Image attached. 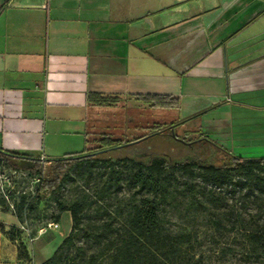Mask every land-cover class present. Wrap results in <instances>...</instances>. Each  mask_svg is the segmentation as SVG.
Returning a JSON list of instances; mask_svg holds the SVG:
<instances>
[{
    "label": "crops",
    "instance_id": "0c3cea01",
    "mask_svg": "<svg viewBox=\"0 0 264 264\" xmlns=\"http://www.w3.org/2000/svg\"><path fill=\"white\" fill-rule=\"evenodd\" d=\"M90 92L142 109L139 94L174 96L179 106L161 109L184 135L264 157V0H0V146L45 159L82 151L105 108ZM62 220L63 239L69 211L55 228ZM0 221L21 225L1 205ZM17 263L0 230V264Z\"/></svg>",
    "mask_w": 264,
    "mask_h": 264
},
{
    "label": "rangeland",
    "instance_id": "374dc122",
    "mask_svg": "<svg viewBox=\"0 0 264 264\" xmlns=\"http://www.w3.org/2000/svg\"><path fill=\"white\" fill-rule=\"evenodd\" d=\"M94 115V114H92ZM97 118L90 116L95 129L110 132L114 137L133 139L142 135V125L153 122H170L172 114L161 108L138 107L130 101L119 100L115 105L98 111ZM175 132L182 136L188 132V125L175 126ZM173 128V129H174ZM92 134L89 135L91 139ZM93 145V143H91ZM217 147V146H216ZM210 142H185L180 137L170 134H155L142 138L133 144L114 148L105 152L101 157L134 156L147 160L153 155L164 156L168 160L189 159L199 162H214L223 164L227 158L223 152ZM83 148V145L80 147ZM50 162L41 163L43 175L48 174ZM103 167L93 166L90 173L83 168L73 169L71 179L61 189V198L67 202L86 198L93 201L83 212L82 219L75 231L74 245L71 248L62 247L66 257L72 258L77 247L84 248L80 257L74 261L81 264L91 253H96L98 244L85 232L90 226L99 225L108 215L113 216V225L123 231L122 224L126 217L130 201L137 199L133 194V187L124 181L117 189L110 188L109 192L98 199L102 186L101 171ZM0 175L3 181L15 184L18 193H28L34 189L37 177L31 176L25 169H12L0 165ZM181 191L174 192V197L167 199L161 211L165 227L174 234L186 232L191 235L188 244L183 246L182 256L175 264H264V192L259 193L246 185H223L222 187L203 184L200 178L189 179L181 174L177 175ZM237 179L234 176L233 180ZM188 182L194 184L188 189ZM187 183V184H186ZM186 186V187H185ZM32 209H27L22 215L23 225L28 231L19 226L22 231L20 238L29 251L28 259H18L20 264H39L52 255L62 240L65 224L62 220L57 228L46 227L48 222L54 221L57 211L52 198L36 200L32 198ZM119 208V210H115ZM3 209L11 210L10 207ZM123 209V211L121 210ZM107 210L108 214L104 211ZM64 219V216H63ZM43 229V236L38 237V228ZM53 227V226H51ZM12 232H16L12 230ZM260 236L258 240L250 237V233ZM98 264H106L107 254L97 260Z\"/></svg>",
    "mask_w": 264,
    "mask_h": 264
},
{
    "label": "trees",
    "instance_id": "16d2710c",
    "mask_svg": "<svg viewBox=\"0 0 264 264\" xmlns=\"http://www.w3.org/2000/svg\"><path fill=\"white\" fill-rule=\"evenodd\" d=\"M138 100L146 107L172 109L179 106L178 98L165 94H139ZM120 100L118 96L103 95L96 92L87 94V101L94 106L109 107ZM174 121L153 122L141 126L143 134L133 139L114 137L110 132L94 129L92 138H86V146L77 153L62 157L48 158L50 162L48 174L43 175L39 157L27 153L6 150L0 146V165L8 168L25 169L31 176L37 177L34 189L28 193H18L15 184L13 189L8 188V200L0 195L1 207H10L22 224V215L32 207V198L46 200L52 198L56 203L57 211L54 223H58L63 211H69L71 216V229L63 237L51 256L39 264H77L74 257L84 254L82 247H77L74 257L68 258L62 247L71 248L74 245L75 231L82 219L84 210L94 202L86 198L67 202L61 198V189L71 179V171L83 168L90 173L93 166L103 167L101 171L102 186L98 199L106 195L110 188H119L124 181L133 187V194L138 196L129 202L126 217L119 227L113 225V216L108 215L99 225L90 226L85 232L95 244L100 246L96 253H91L81 264H98V258L107 254L106 264H175L177 258L182 256L183 246L188 244L191 235L186 232L170 233L165 227V219L161 214L167 199L174 197V192L181 191L177 175L187 176L189 179L200 178L203 184L216 187L223 185H246L259 193L264 192V157H240L233 155L223 148L227 158L223 164L214 162H199L196 160L181 159L168 160L161 155H153L147 160L134 156L101 157L114 148L133 144L134 142L155 134H170L183 140L201 143L204 140L211 142L201 134L195 136L178 135L175 132ZM174 128V129H173ZM93 143V145H91ZM214 144V143H213ZM234 176L237 179L233 180ZM187 184V183H186ZM188 189L194 184L188 182ZM186 187V186H185ZM119 210V208L115 209ZM123 211V209H121ZM108 214V211H104ZM39 229V228H38ZM0 230L17 242L18 259H28L29 251L20 238L22 231L19 227L10 225L7 229L0 221ZM15 230L16 232H12ZM251 238H260L256 233L249 234ZM31 256V254H30ZM20 264V263H17ZM181 264H188L182 262Z\"/></svg>",
    "mask_w": 264,
    "mask_h": 264
},
{
    "label": "built area",
    "instance_id": "2783aa9c",
    "mask_svg": "<svg viewBox=\"0 0 264 264\" xmlns=\"http://www.w3.org/2000/svg\"><path fill=\"white\" fill-rule=\"evenodd\" d=\"M39 159H40L41 163L46 162L44 156H40ZM36 181H37V178H36ZM13 187H14L13 183L10 180L9 181H3L2 177L0 175V195L1 196L5 197L8 200L9 199L8 198V188L13 189ZM10 207L13 208V205L11 203H10ZM57 225H58L57 223L48 222L46 227H51V226L56 227ZM20 227H22L28 231L27 226H24L23 224H21ZM46 227L39 228V231H43V229Z\"/></svg>",
    "mask_w": 264,
    "mask_h": 264
},
{
    "label": "water",
    "instance_id": "95a60500",
    "mask_svg": "<svg viewBox=\"0 0 264 264\" xmlns=\"http://www.w3.org/2000/svg\"><path fill=\"white\" fill-rule=\"evenodd\" d=\"M181 140H183V139H181ZM183 141L187 142L186 140H183Z\"/></svg>",
    "mask_w": 264,
    "mask_h": 264
}]
</instances>
